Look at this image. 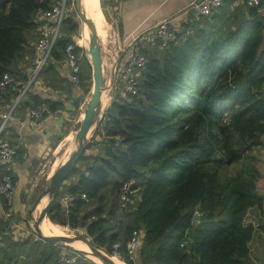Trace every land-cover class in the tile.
<instances>
[{
    "label": "trees",
    "instance_id": "1",
    "mask_svg": "<svg viewBox=\"0 0 264 264\" xmlns=\"http://www.w3.org/2000/svg\"><path fill=\"white\" fill-rule=\"evenodd\" d=\"M51 1L0 0V77L4 72L28 76L34 41L41 34L34 11ZM232 2L222 0L200 20L187 18L186 29L166 46L155 39L153 49L142 50L147 61L137 93L113 97L49 202L51 220L83 230L109 254L114 240L125 242L140 227V264H257L249 245L256 226L246 211L263 204L257 189L260 171L249 159L264 137V14L246 0ZM70 40L60 24L51 56L39 72L63 57ZM81 67L80 84L91 78L85 53ZM15 92L9 86L0 89V111ZM41 101L56 107L49 99L34 104ZM97 143V150L86 151ZM235 163L240 167L226 173ZM0 165V173L15 175L9 164ZM131 178L139 195L121 207L120 187ZM65 192L71 194L67 207L61 200ZM9 224L5 219L0 230V260L5 253L11 256L0 264L30 263V253L19 252L26 244L36 253L31 263L69 264L61 262L62 255L73 249L42 238H15Z\"/></svg>",
    "mask_w": 264,
    "mask_h": 264
},
{
    "label": "crops",
    "instance_id": "2",
    "mask_svg": "<svg viewBox=\"0 0 264 264\" xmlns=\"http://www.w3.org/2000/svg\"><path fill=\"white\" fill-rule=\"evenodd\" d=\"M189 1L190 0H108L109 13L106 22L116 42L117 54L122 56V53L129 49L128 46L133 37H135L136 41L141 45L142 50L149 52L156 43L154 34V27L156 24L167 17H174V21H184L189 18L185 10ZM242 3L243 0H233L232 2L233 5H241ZM49 27H51V24ZM27 69L30 70V67ZM78 91L79 86L73 84L69 79L67 67L63 66L59 60L55 59L51 65L43 68L42 71L37 73L35 80L26 94L24 104L18 106L17 109L13 111L6 124V134L16 146L14 159L8 166L13 173L17 175L18 180L13 198V212L18 217L26 210L31 214L36 210V208H32L35 199L28 205L29 207H27L28 203L24 201V194L28 189L26 184H28L27 181L30 179L29 172L34 166H32V161H37L38 159L39 165H44L46 161L50 160V156H55L54 151L58 146L56 139L62 133L63 129L66 127L67 121L70 119V108ZM46 99L55 102L56 107L61 109V113L57 115H45L39 119H32L28 114L29 107L39 100ZM97 149L98 143L86 149V151L94 152V150ZM55 158L52 161V165ZM62 161L64 160L60 162ZM0 168H2L1 165ZM54 170L55 167L51 172L47 173L48 175L46 174L44 177L45 181H47L48 176ZM75 178L76 176L70 177L71 180ZM70 179L65 181H69ZM261 179L262 178H258L257 180V189L263 196V204L261 207L256 205L250 206L246 211V215L253 209L259 212L258 216L261 217L260 212L263 214L261 217L263 219L261 220L260 218L257 224L254 222V219H248L256 226L253 238L255 233H257L260 243V247L255 252V255L252 254L250 246V256L257 264L264 258V190L260 188ZM133 193L134 195L137 193V188L133 190ZM130 201H135V199L130 197ZM0 217L3 218L1 199ZM4 221L5 219H3V226ZM18 222L20 223L19 219Z\"/></svg>",
    "mask_w": 264,
    "mask_h": 264
},
{
    "label": "built area",
    "instance_id": "3",
    "mask_svg": "<svg viewBox=\"0 0 264 264\" xmlns=\"http://www.w3.org/2000/svg\"><path fill=\"white\" fill-rule=\"evenodd\" d=\"M222 0H190L185 7L188 17L193 20H200L204 16L210 15L221 5ZM248 6H256L260 14H264V4L259 0H246ZM66 0H52L48 6H38L34 11V18L40 23L41 34L34 42L35 59L34 67L30 69L27 77H20L4 72L0 77V89L11 87L16 92L11 96L9 102L0 111V163L9 164L13 161L16 146L8 135L4 134L6 124L17 109L20 103L26 98L31 84L36 78L37 73L47 59L51 56V50L59 35V27L62 18L65 16ZM174 17H167L159 21L154 27L155 39L158 40L159 46L164 47L169 42L174 41L178 34L186 29L185 21H174ZM51 24V27L49 25ZM83 36V31L78 35L72 36L71 40L65 43L63 47V57L59 62L67 67L69 79L79 85L81 82V59L86 53L84 47L79 43V39ZM79 47V49H78ZM129 49L118 55L113 60L111 83L118 85L123 92L130 95L136 94L140 82L141 69L147 61L146 54L142 51L141 45L136 41L135 37L129 43ZM81 48V49H80ZM61 113L59 107H52L45 101L38 102L29 107L28 114L32 119H39L45 115H57ZM17 175L10 172L0 173V199L3 219L11 220L13 212L11 206L13 203L15 187L17 184ZM133 178L124 181L119 190V204L125 207L130 200V193L133 190L130 185L134 183ZM135 190V189H134ZM71 194L65 192L61 200L65 207L68 206ZM80 196L85 200L88 199L85 192H81ZM201 212L195 209L194 216L198 217ZM143 230L135 228L131 231L129 237L123 242L122 240H114L110 244V253L117 257L135 261L136 254L142 242ZM78 253L71 250L64 252L61 262L76 264Z\"/></svg>",
    "mask_w": 264,
    "mask_h": 264
},
{
    "label": "rangeland",
    "instance_id": "4",
    "mask_svg": "<svg viewBox=\"0 0 264 264\" xmlns=\"http://www.w3.org/2000/svg\"><path fill=\"white\" fill-rule=\"evenodd\" d=\"M98 2H99L100 15H101L100 17H102V18L105 17V20H107L108 13H109L108 12V9H109L108 8V0H98ZM103 11H104V13H103ZM64 14L66 17L69 16L70 18L66 19V20H68V19L69 20L65 25H64V22L61 23V28H62L63 34L70 35L71 38H72V36L78 35L79 32H81V31H83V33L85 34L84 29H86V27L84 26V21H81V19L79 17V13L77 11L75 0H66V10H65ZM104 14H105V16H104ZM100 44H101V42H100ZM82 45L84 47V50L86 51L85 54L88 57V60L89 59L91 60V52L89 51V47L88 48L86 47L85 35H84V39L82 40ZM100 46H101V56L104 58V60H106L109 63L107 71L104 68V74H105V77L108 76V78H110V80H111V78H112L111 66L113 65V60L117 57L118 54L116 52V42L114 41V38L111 34V30L108 26V23H107V33H106V35H104V39H103L102 44ZM110 68H111V71H110ZM84 71L86 73L89 72V67L85 64H84ZM67 86H68V84H67ZM78 86H79V91H78V94L75 96V98L72 101V105L70 108V119L67 121L66 127L63 129L62 133L60 134V136H61V138L59 139L60 142L70 130H76L78 128V126H80V122H81L82 117L84 115V109H85L84 104H85L86 100L88 99V96L92 90V66H91V78H88L87 81H84L82 84H79ZM89 86H90V88H89ZM103 89L106 91V93L108 95V101H107L106 107L100 111V114L97 117V122H98V120L101 119L105 109L109 106L111 100L116 95V93H118L116 95L118 98H122L121 96H123V94H125V92H123L122 89H120V87H118V85L115 86L111 82L109 85L103 86ZM59 141H58V145L60 143ZM75 147H76V145H75ZM75 147H74V149H75ZM250 155L252 156V158L250 157L249 160L250 161L252 160V162L258 167L259 171H261L260 176H259V179L262 178L261 179L262 182H260L261 183L260 188L264 190V137H263V143L256 146L252 151H250ZM55 156H56V154H55ZM55 156H50V160L46 161V163L44 165H39L38 159H37V161H35V160L32 161V166L33 165L34 166H33V169H31L29 172V178L30 179L27 181L28 184H26V187L28 189H27V192L24 194L25 195L24 201L26 203H28L27 207H29L28 205L30 203H32V201L37 197V195L41 191V189H43V187L46 185V181L44 180V177L49 172V169L52 165V161L55 158ZM67 157L68 156H66L64 158V160ZM40 161H41V159H40ZM43 162H44V159H43ZM55 162H56V158H55L53 163L55 164ZM60 164H61V162L59 161V163L56 164L55 168L57 166H59ZM238 167H240V163H235V164L229 165L227 167V169L225 170V172L226 173L233 172L236 169H238ZM138 195H139V192L136 193L135 195H133L132 198L136 199L138 197ZM46 196L47 195L44 196L45 199H44L43 203H41L39 209H36L35 211H33L32 214L26 210L25 212L22 213V215H20V213H19L20 217H18L13 212V203H12V206L10 208L13 212V217L10 220L8 230L11 232L13 237L20 238V239H23L25 237H28L31 239H33V238L39 239L40 238L37 235L36 231L34 230L33 224H34V220L39 215V211L42 209L43 205L48 200V196L47 197ZM258 213L259 212L255 211L254 209L250 210L249 214L246 215V219L247 220L248 219L249 220L254 219V222L257 224V222L260 221V218L263 215L262 212H260V214H261V217H260V216H258ZM253 215H254V217H253ZM45 217H48L47 213H46ZM251 217H253V218H251ZM18 219H19L20 223L18 222ZM47 219L52 221L53 223L55 222L54 224H56L59 229H62V231L69 233L70 236L77 234V233L86 235V233L83 232V230L71 228L68 225H64V224H61L59 222L53 221L49 217ZM262 219L263 218H261V220ZM17 224H19V225H17ZM41 227L43 230L46 229L43 226V223H41ZM138 228H140V227H138ZM82 242L85 243L83 240H82ZM82 242H80V243H82ZM85 245H87V244L85 243ZM30 246H31V244L24 245L23 248L19 249V252H21L24 256H26V253L29 252L30 254L28 257H29L30 263H28V264H35L34 261L32 263H31V261L35 259L36 253L32 254ZM250 246H251L252 254L255 255V252L260 247V243H259L257 233H255L254 238L252 239V241L250 243ZM101 250L104 251L106 254H108L109 258L111 259V257H110L111 254L107 253V251H105L102 248H101ZM138 252H139V249H138L137 253ZM9 256H11V254L5 253V256H3L0 261L6 262L9 259ZM78 259H79L78 263H81V264H86L87 260H92V261H95L97 264H101V263L97 262L96 260H93L94 256H92V255L90 256V254L87 252H80V254L78 255ZM126 263L119 262V261L117 262V264H126ZM134 264H140V263L136 259Z\"/></svg>",
    "mask_w": 264,
    "mask_h": 264
},
{
    "label": "water",
    "instance_id": "5",
    "mask_svg": "<svg viewBox=\"0 0 264 264\" xmlns=\"http://www.w3.org/2000/svg\"><path fill=\"white\" fill-rule=\"evenodd\" d=\"M77 11L79 13V17L81 21H85L87 24V29L89 32V51L91 52V60L89 59V62L92 66V90L90 97L87 101V104L84 109V115L82 117V120L80 122V126L75 133V140H76V147L75 149L68 155V157L61 162L59 166L55 168V170L48 176L46 185L41 189L39 194L34 200V203L32 205V208H36L40 200L43 196L47 195L48 200L46 201L45 205L42 207V209L39 211L38 217L34 220V230L36 231L37 235L46 240V241H52L60 243L62 246L67 247L69 249H73L79 252H87L82 249H78L76 247H73L71 245V242L75 239H81L83 240L90 248V255L98 258L101 262V264H116L114 263L106 254L104 251L101 250L100 247H98L93 240L84 235V234H74L72 236L68 235H49L44 233L39 223L44 218V216L47 213V208L49 205V202L53 199L55 196L57 190L59 189L61 183L66 178L68 172L75 166L78 158L80 155L84 152L86 145L88 143L89 137L87 136V133L92 125V123L95 121V119L100 114L101 108H100V92L103 88L104 84V78H103V70L101 65V46H100V40L98 37V34L96 32V29L94 25L90 23V21L87 19L86 12L81 4V0H75ZM130 188L132 190L137 188L136 183H132L130 185ZM3 218L0 217V230H3ZM94 260V259H93Z\"/></svg>",
    "mask_w": 264,
    "mask_h": 264
},
{
    "label": "bare ground",
    "instance_id": "6",
    "mask_svg": "<svg viewBox=\"0 0 264 264\" xmlns=\"http://www.w3.org/2000/svg\"><path fill=\"white\" fill-rule=\"evenodd\" d=\"M81 4H82V6L86 12L87 19L90 21V23L92 25H94L96 32L98 34L99 40L102 44V41L104 39V35H106V33H107V22L105 20V17L104 18L100 17L101 15H100V8H99L98 0H81ZM84 26L86 27V29H84L85 34L83 33V36L79 39V43L82 45V40L84 39V35H85L86 47L88 48L89 47V32H88L87 24L85 23V21H84ZM101 65H102L103 78H104L103 86H106V85H109L111 82L110 78H108V76L105 77V74H104V68L107 71L109 63L106 60H104V58L102 57L101 58ZM111 68H112V66H111ZM111 68H110V71H111ZM90 94L88 96V99L90 97ZM88 99L86 100L84 107L86 106ZM107 101H108V95H107L106 91L102 88V90L100 92V108H101V110L106 107ZM96 123H97V118L92 123V125H91L92 127H90V129L87 133L88 137H90V135L92 134V132L96 126ZM78 128H79V126H78ZM78 128L76 130H70L64 136V138L61 140L59 145L57 146L56 150L54 151L56 154V162H55V164L53 163L49 172H51L54 169V167L56 166L57 163H59V161L64 160V158L66 156H68L73 151V149L76 145L75 133L77 132ZM44 199L45 198L43 196L42 199L40 200V202L38 203L36 209L40 208V205H41V203H43ZM47 218L48 217L44 216V218L39 223V226L44 233L49 234V235L55 234V235H68V236H70L69 233L62 231V229H59L58 226L56 224H54L55 222L53 223L52 221L48 220ZM41 223H43V226L46 228V229H44L46 232L42 229ZM80 242H82L81 239H75L71 242V245L73 247L85 250L87 252L91 251L90 248L87 245H85V243L82 242L83 243L82 244ZM110 257H111V260L116 264L118 261L125 263V261L120 257H117L115 255H110ZM94 260L101 263L100 260L96 257H94Z\"/></svg>",
    "mask_w": 264,
    "mask_h": 264
}]
</instances>
